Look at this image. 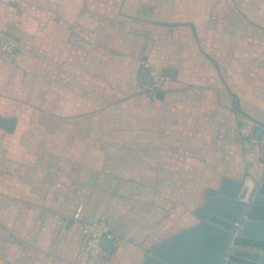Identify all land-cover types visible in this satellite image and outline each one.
<instances>
[{"label":"crops","instance_id":"1","mask_svg":"<svg viewBox=\"0 0 264 264\" xmlns=\"http://www.w3.org/2000/svg\"><path fill=\"white\" fill-rule=\"evenodd\" d=\"M0 29L18 43L0 60V264H86L92 221L110 264H139L158 194L199 165L182 159L263 171L264 0H0ZM145 60L173 71L154 92Z\"/></svg>","mask_w":264,"mask_h":264},{"label":"water","instance_id":"2","mask_svg":"<svg viewBox=\"0 0 264 264\" xmlns=\"http://www.w3.org/2000/svg\"><path fill=\"white\" fill-rule=\"evenodd\" d=\"M163 75L173 71L164 69ZM138 82L150 86L144 68ZM15 125V117L0 116L6 132ZM183 213V223L179 210L148 236L139 264H264V169L242 180L224 177L215 195ZM100 247L111 255L114 242L104 234Z\"/></svg>","mask_w":264,"mask_h":264},{"label":"rangeland","instance_id":"3","mask_svg":"<svg viewBox=\"0 0 264 264\" xmlns=\"http://www.w3.org/2000/svg\"><path fill=\"white\" fill-rule=\"evenodd\" d=\"M42 107L43 106H41L40 111L43 113ZM248 144L249 146L254 148V146L251 145L250 140L248 141ZM224 159L226 160L225 162L227 163H233V164L240 163L239 160H237V158L233 160L231 159V157L223 158V160L215 159V158L214 159H200V160H197V159H194V160L184 159L183 160L182 159L181 162H183L182 164H185V166L181 164V167L182 166L186 167V164L194 163V161L199 162V165L196 164L195 168L193 166L190 169L191 171L189 173L191 172L194 173V175L197 176L200 181L196 182L193 179L194 183L191 185V188L189 189L187 185L188 180L186 179L188 178L189 173L188 174L181 173L180 180H179L180 182L179 190L177 191L174 190L173 192L165 191V192H160L158 194V196L162 197L163 199H166L167 201H172V202L170 203V205L169 204L167 206L164 205V207L162 208V211H163L162 217L161 215L157 217L160 220L159 223L155 224V226L151 230L148 231V234L151 235L162 222L166 221L167 217L169 218L171 213L177 214L178 212L179 214V210H180L179 216H181L180 222L183 223L185 220V216H184L185 214L183 212H188V213L191 212L196 207H198L201 203H203L208 196L215 195L217 191L216 189L217 183L221 179L224 178V176H222L221 174L216 173L217 170L221 168V166H219L220 162H223ZM189 177L190 179H192L193 176L190 175ZM148 192H151V191H148ZM152 225H154V223L148 224V226H152Z\"/></svg>","mask_w":264,"mask_h":264},{"label":"built area","instance_id":"4","mask_svg":"<svg viewBox=\"0 0 264 264\" xmlns=\"http://www.w3.org/2000/svg\"><path fill=\"white\" fill-rule=\"evenodd\" d=\"M17 48V41L0 29V60L7 62L14 60ZM141 66L150 77V86L147 87L150 92L158 90L167 80L161 67L146 60ZM250 142L256 149L258 157L264 162V127L259 138H252ZM82 211L81 205L76 207L73 218L80 220ZM104 234L108 236L107 226L103 221L86 222L82 225L86 264H110V255L100 247V240Z\"/></svg>","mask_w":264,"mask_h":264}]
</instances>
